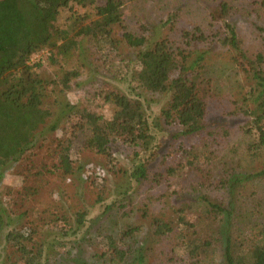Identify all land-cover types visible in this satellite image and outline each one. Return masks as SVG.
Returning <instances> with one entry per match:
<instances>
[{
    "label": "trees",
    "instance_id": "obj_1",
    "mask_svg": "<svg viewBox=\"0 0 264 264\" xmlns=\"http://www.w3.org/2000/svg\"><path fill=\"white\" fill-rule=\"evenodd\" d=\"M129 1L132 0H0V182L6 169L33 148L42 147L45 138L48 145L52 144L50 152L64 178L83 169L79 157L73 156L75 148L79 154L76 138L81 133L87 134L82 146L101 153L111 142L120 140L135 148L134 161L124 174L138 184L150 180L159 184L170 176H182L185 171L198 176L196 184L187 186L188 194L180 193L177 197L181 205L178 210H188L194 218L185 213L176 220L155 217L151 224L154 238L159 239L177 227L186 254L199 259L205 247L211 245L207 232L215 221L223 223L225 217L220 264H264V201L250 200L253 220L246 224V229H242L244 218L241 219L238 205L246 200V183L264 176V168L253 166L264 159V28L258 26L263 34L261 47L248 56L230 19V1L217 0L204 27L182 28L173 42L168 37H154L139 25L136 30L129 29L124 18ZM71 4L86 10L81 15L72 12L66 28L55 27L59 10L70 8ZM261 5L264 6V0ZM84 22L87 23L82 25ZM78 36L91 38L88 51L97 50L93 53L98 61L93 64L97 71L124 78L129 62L135 61L130 82L134 87L167 94V106L161 111L164 123L175 121L180 128L178 135L186 139L198 135V144L185 146L181 142L176 150L178 160L151 174L152 163L159 157L163 144V137L158 135L163 126L150 119L140 98L129 97L108 82H101L92 93L114 106L110 119L86 105L68 101L64 94L79 71L58 63L70 61L71 52L78 49ZM195 42L206 49L195 48ZM214 47L231 51V61L245 75L246 89L236 104L238 113L246 118L244 125L238 126L243 140L237 139L238 145L230 148L229 142H218L219 128L209 127L205 119L204 98L209 80L203 70L206 56ZM43 49H48L50 61L59 65V72L53 76H42L29 63L32 54ZM218 144V150L235 154L231 168L223 169L228 172L225 177L217 172L212 160ZM82 177L92 180L94 176ZM1 195L0 189V240L8 247L5 264H43L46 246L43 239H35L36 226L13 224ZM87 214V209H75V224L80 226ZM143 215H147L145 207ZM138 228L126 226L122 237L135 235ZM103 239V257L117 261L127 257L129 247L119 244L112 234H105Z\"/></svg>",
    "mask_w": 264,
    "mask_h": 264
},
{
    "label": "rangeland",
    "instance_id": "obj_2",
    "mask_svg": "<svg viewBox=\"0 0 264 264\" xmlns=\"http://www.w3.org/2000/svg\"><path fill=\"white\" fill-rule=\"evenodd\" d=\"M229 1L232 7L230 19L236 25L241 48L250 56L262 45L263 34L259 33L258 26L264 28V6L261 5V0ZM217 2V0H132L126 3L124 9L125 24L132 30H136L139 25L154 37H168L175 42L182 28L194 25L204 27L211 13L215 11ZM85 10L75 4H71L70 8L69 6L61 8L54 22L55 27L66 28L71 23L72 12L76 11L81 15ZM78 39V49L71 52L70 61L58 63L63 68L79 71L77 76L71 78L70 88L64 94L65 98L71 103L86 105L98 111L106 119L111 118L114 106L92 93L93 88L101 85V82H108L129 97L140 98L147 108L150 119L160 121L163 126L158 135L163 137L165 142L163 140L160 155L152 163L151 174L164 165L173 164L178 160L176 150L181 142L185 146L198 144V135H191L190 139H186L178 135L180 128L175 121L164 123L161 111L167 106L169 98L167 94L134 87V83L130 82L135 61L129 62L127 76L111 77L109 73L95 70L93 64H98V61L93 56L97 50L90 52L91 38L78 36ZM194 44L195 48L206 49L200 43ZM49 55L50 51L43 49L32 54L29 59L34 70L46 77L59 72L57 61L52 63ZM203 75L209 80V89L204 98L206 124L211 128H219L218 142L226 144L229 142L228 148L234 144L238 145L237 139L243 140L238 133L240 132L238 126L242 127L246 118L238 113L236 104L242 97V90L246 89L245 75L231 61V51L216 47L210 49L206 56ZM56 135H59V132ZM86 138V133H81L76 138L79 154L75 148L73 156L79 157L80 163L84 166L70 178L61 176L56 158L50 152L52 144L48 145L46 138L42 147L30 150L24 158L6 169L2 176L1 198L10 219L13 224L36 226L35 239H43L46 246L41 259L43 264H220L221 242L224 239L221 237L227 224L225 217L223 223L215 221L211 230L207 232L206 237L211 245L205 247L204 255L199 256V259L186 254L177 227L159 239L153 236L151 224L155 217L176 220L178 215L185 213L186 217L188 215V218H194V214L188 210L185 212L178 210L181 205L177 197L180 193L188 194L187 186L190 183L196 184L198 179L196 172L185 171L182 176L181 174L170 176L168 181L162 180L159 184L152 180L138 184L124 174V171L127 173L130 170L134 161L135 148L116 140L109 144L106 152L101 153L84 148L82 145ZM219 146L220 144L215 147L212 160L217 172L220 171V175L225 177L228 172H224L223 169L227 171L231 168L235 154L230 150L229 152L218 150ZM253 166H257L258 169L264 168V159ZM84 175L94 177L92 180L84 179L82 177ZM243 191L246 200L239 201L238 205L241 219L244 218V224L241 226L242 229H246L248 228L246 224L253 220L249 210L250 200L252 202L260 198L264 201V176L247 182ZM97 197L100 199L96 201ZM144 207L147 210L146 216L143 215ZM77 208L88 211L80 226L74 222L73 212ZM128 225L139 226V230L135 235L123 238L121 232ZM5 233L4 231L1 236L4 237ZM105 234H112L119 244L129 247V253L123 261L103 257L102 253L106 252L103 241ZM7 251L8 247L1 239L0 264L6 263Z\"/></svg>",
    "mask_w": 264,
    "mask_h": 264
}]
</instances>
